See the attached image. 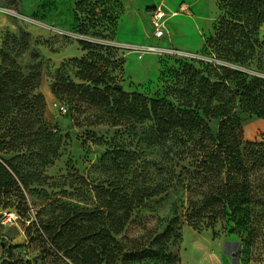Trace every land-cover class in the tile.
Returning <instances> with one entry per match:
<instances>
[{
    "label": "rangeland",
    "instance_id": "1",
    "mask_svg": "<svg viewBox=\"0 0 264 264\" xmlns=\"http://www.w3.org/2000/svg\"><path fill=\"white\" fill-rule=\"evenodd\" d=\"M78 1L0 0V51L4 49L8 56L4 66L0 54V74L16 69L27 77L36 68L42 71L34 94L44 97V120L55 134L49 143L2 155L17 166L29 186L26 189L13 175L16 183L0 193V264H74L49 239L54 227L67 222L72 226L66 230L65 239L72 234L88 236L83 239L90 255L88 264H239L240 255L249 264H264V206L254 205V212L242 220L227 215L194 227L189 224L190 200L199 196H190L181 181L133 208L125 228L113 234L117 246L108 242L104 249L101 238L94 235L103 225L91 231L98 208H104L102 204L113 197V191L116 198H126L139 185L155 186L167 181L160 169L165 163L163 150L148 139L154 122L118 112L113 103H134L140 110V100H132V94H140L148 99L166 98L177 106L179 97L174 89L187 84L189 66L203 70L207 63H214L218 72L228 68L264 77V67L260 68L264 59L245 63L220 60L205 52L203 45L199 51H190L192 57L161 62L157 80L137 85L124 75L125 56L142 52L141 47L149 44L116 40L123 1L86 0L79 12ZM213 3L217 14L209 17L200 33L196 24L202 21L184 15L170 19L173 40L188 41L195 49L201 45L199 33L205 43L223 15L216 0ZM92 7L95 12L105 8L107 17L96 21ZM127 21L131 22V14ZM177 27L189 29L190 34L177 32ZM258 35L264 40V21L259 24ZM84 62L105 72L101 89L121 84L119 90L128 95L108 89L105 94L109 102L98 103L88 93L72 89L69 82L94 86L82 79L83 71L88 69ZM232 77L226 82L228 88H235L239 79L237 74ZM55 101L65 104L69 111L59 112L53 106ZM40 104L34 102L35 107ZM242 116L243 140L264 142V118ZM15 126L36 131L38 124L18 120ZM211 126L216 130L218 122L212 121ZM56 145L59 149L54 155ZM46 156L52 157L51 164H45ZM194 164L187 155L169 160L177 172L184 166L192 169ZM117 200L113 199L116 209ZM122 212L117 209V213ZM7 213L15 214L13 224L4 223ZM169 225L171 234L162 238Z\"/></svg>",
    "mask_w": 264,
    "mask_h": 264
},
{
    "label": "trees",
    "instance_id": "2",
    "mask_svg": "<svg viewBox=\"0 0 264 264\" xmlns=\"http://www.w3.org/2000/svg\"><path fill=\"white\" fill-rule=\"evenodd\" d=\"M216 2L223 15L214 24L213 33L205 40L204 51L220 60L245 63L259 59L261 62L264 59V40L260 39L258 31L259 24L264 21V0ZM85 3L86 0H79L76 10L82 11ZM90 11L97 17L96 21L108 15L105 8L95 12L92 7ZM0 54L3 65H7L8 56L4 49ZM179 59L182 58H161L160 63ZM84 64L88 69L83 71L82 79L94 86L69 82L72 89L80 91V94L88 93L98 103L109 102L105 94L108 89L128 95L115 85L101 89L99 85L105 82V72L96 65ZM206 65L203 70L188 67L190 76L187 84L174 89L179 97L177 106L166 98L148 99L140 94H132V100H140V110L134 103L129 106H116L113 103L118 112H127L132 116H140L142 121L154 122L148 139L151 144H158L163 150L165 163L160 169L166 173L167 181L155 186L139 185L126 198H116L115 192H112L113 197L102 204L104 208H98L91 230L95 231L99 224L104 226L94 234L101 238L104 249L108 242H115L117 246L113 234H118L125 228L135 206L166 192L174 182L181 181L190 196H199L190 200L189 224L194 227H202L209 219L215 222L227 215L234 220H242L245 216L250 217V213L254 212V205L264 206V174L258 175L259 171L264 172V142L244 141L242 125V115L264 118V77L228 68L224 72H218L214 63ZM263 67L264 60L260 68ZM234 74L239 79L235 88H228L226 82ZM41 77L42 71L37 68L27 77L16 69L0 74V193L9 184L16 183L13 175L18 177L26 189L29 186L17 166L6 160L3 153L21 151L24 147L31 149L43 142L49 143L55 137L44 120V97L34 94ZM38 101L41 104L35 107L34 102ZM18 120L38 124L37 130L15 126ZM212 121L218 122L216 130L211 126ZM58 149L59 145H56L54 155H57ZM19 155L21 154L14 159ZM176 155L192 158L195 162L192 169L184 166L183 170L177 172V167L169 165L171 157L173 159ZM46 159L45 164L52 163V157L46 156ZM113 199L119 200L117 209L122 213H117ZM71 226L72 223L67 222L61 227H54L49 239L59 251H65L74 264H88L89 251L83 245V239L88 236L72 234L65 239V232ZM170 234L169 225L161 237ZM242 258L247 261L244 256Z\"/></svg>",
    "mask_w": 264,
    "mask_h": 264
},
{
    "label": "crops",
    "instance_id": "3",
    "mask_svg": "<svg viewBox=\"0 0 264 264\" xmlns=\"http://www.w3.org/2000/svg\"><path fill=\"white\" fill-rule=\"evenodd\" d=\"M124 3V13L120 19V25L117 30L116 40L130 43L144 44H171L186 51H199L204 45V40L200 37V30L207 27V20L212 15L217 14V7L213 0H122ZM186 10L178 14L173 12L179 10L182 5ZM162 5L166 12V23L169 28V37L157 39L154 36L153 25L151 22V12L158 6ZM131 14V22L127 21L128 15ZM184 15L187 19H196L198 22L197 30L201 45L198 48H192L188 41L180 39L174 41L171 37L170 19ZM137 16V17H136ZM140 17V19H138ZM134 22V24L132 23ZM177 32H187L189 29L177 27ZM179 38V37H178ZM182 38V37H181ZM126 63L124 67V75L128 81L134 84H145L157 80L161 73L160 56L154 52H128L125 56ZM238 262V260H237Z\"/></svg>",
    "mask_w": 264,
    "mask_h": 264
},
{
    "label": "built area",
    "instance_id": "4",
    "mask_svg": "<svg viewBox=\"0 0 264 264\" xmlns=\"http://www.w3.org/2000/svg\"><path fill=\"white\" fill-rule=\"evenodd\" d=\"M186 7L183 4L179 10L173 12V14H178L181 11H185ZM166 12L163 9L162 5L156 6L151 12V22L153 25L154 36L157 39H163L169 37V28L166 23ZM142 52H154L160 56V58H182L192 57L193 53L190 51L182 50L171 44H149L141 47ZM53 106L61 113H67L69 108L58 101L53 103ZM16 217L14 213H7V216L4 219L5 224H13ZM239 264H249L247 261L243 260L242 256L238 258Z\"/></svg>",
    "mask_w": 264,
    "mask_h": 264
},
{
    "label": "water",
    "instance_id": "5",
    "mask_svg": "<svg viewBox=\"0 0 264 264\" xmlns=\"http://www.w3.org/2000/svg\"><path fill=\"white\" fill-rule=\"evenodd\" d=\"M115 87L116 88H119V89H122L123 88V86L121 84H115Z\"/></svg>",
    "mask_w": 264,
    "mask_h": 264
}]
</instances>
